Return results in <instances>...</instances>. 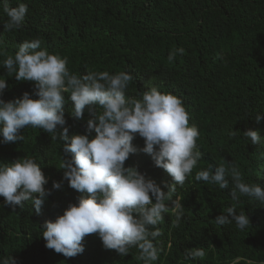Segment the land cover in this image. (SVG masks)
<instances>
[{
	"label": "trees",
	"instance_id": "1",
	"mask_svg": "<svg viewBox=\"0 0 264 264\" xmlns=\"http://www.w3.org/2000/svg\"><path fill=\"white\" fill-rule=\"evenodd\" d=\"M28 6L24 22L11 31L4 29L8 17L0 4V61L14 55L26 39L40 38L41 47L67 58L68 69L130 72L127 96L156 86L179 97L189 113V125L199 130L201 159L172 199L179 198L184 215L179 227L174 216L165 214L154 244L159 259L154 264H264V205L247 197L233 201L229 190L195 180L209 165L235 163L245 182L264 187V143L253 145L243 132L257 131L264 141V0H9L11 7ZM183 47L174 62L169 51ZM8 87L6 102L34 91L33 83L17 81L0 67ZM35 99L36 97L33 96ZM72 102L66 94L64 114L69 135L88 134L92 118L86 106L82 120L71 118ZM95 107V106H93ZM25 139L0 143V163L23 157L34 158L48 180L50 190L39 213L31 202L21 209L5 206L0 197V258L12 255L17 264H143L139 249L120 257L106 250L97 234L82 241L84 252L66 258L45 247L40 226L63 214L69 203L88 194L72 189L59 168L61 142L39 129H22ZM137 151L125 167H135L153 179L164 192L174 181L141 149L144 139L133 140ZM59 182V189L53 188ZM231 186V180H229ZM235 204L245 211L250 225L240 231L235 225L219 226L216 216ZM202 248V259H187L185 252Z\"/></svg>",
	"mask_w": 264,
	"mask_h": 264
},
{
	"label": "clouds",
	"instance_id": "2",
	"mask_svg": "<svg viewBox=\"0 0 264 264\" xmlns=\"http://www.w3.org/2000/svg\"><path fill=\"white\" fill-rule=\"evenodd\" d=\"M8 17L4 29L18 28L28 12L27 4L15 7L9 0H0ZM41 39H26L19 44L14 55L0 61L7 76L17 81L33 83L32 93L5 101L8 87L0 78V143L8 144L18 139L22 129L32 128L48 133L52 140H59L66 157H60L59 168L69 186L82 193L77 203H69L63 214L40 226V236L45 247L72 258L84 252L82 241L89 234H97L106 250H115L122 258L132 248L139 249L138 259L143 264H154L159 259V249L154 241L162 233L158 227L165 214L174 216L172 227H179L184 206L179 198L172 199L177 186H183L192 174L202 153L198 148V128L189 125V113L183 101L175 94L162 92L151 86L136 97L127 96L133 75L127 71L71 72L67 58L41 47ZM183 47L169 51L167 59L174 62L183 55ZM2 55V53H0ZM72 102L71 118L82 120L87 106L91 117L87 121L88 134L69 135L64 114L65 96ZM33 96L36 98L34 99ZM95 106V107H93ZM264 116L257 115L259 122ZM144 139L142 152L149 155L156 167L162 168L174 183L164 192L162 188L135 167H125L130 154L137 149L135 137ZM251 144H261L257 131L243 132ZM195 180L218 185L229 190L233 201L247 197L264 205V187L248 183L235 163L227 167L209 165L199 170ZM231 180V186L229 184ZM47 178L34 158L23 157L11 163H0V197L4 205L15 209L31 202L39 213L51 194L45 188ZM61 184L53 182V188ZM216 225H235L244 231L250 225L245 211L237 212L235 204L216 216ZM202 248L185 252L187 259H202ZM242 259L237 257L232 264ZM0 264H17L12 256L0 258Z\"/></svg>",
	"mask_w": 264,
	"mask_h": 264
}]
</instances>
